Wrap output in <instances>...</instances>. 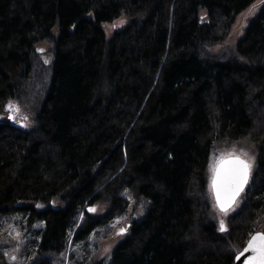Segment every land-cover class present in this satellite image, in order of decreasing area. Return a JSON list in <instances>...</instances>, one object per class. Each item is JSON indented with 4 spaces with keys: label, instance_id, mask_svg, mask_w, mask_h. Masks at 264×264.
Segmentation results:
<instances>
[{
    "label": "trees",
    "instance_id": "trees-1",
    "mask_svg": "<svg viewBox=\"0 0 264 264\" xmlns=\"http://www.w3.org/2000/svg\"><path fill=\"white\" fill-rule=\"evenodd\" d=\"M256 1L0 0V217L42 222L26 264L100 238L126 193L142 212L105 264H233L264 227V4L223 43ZM241 140L257 163L219 231L209 165Z\"/></svg>",
    "mask_w": 264,
    "mask_h": 264
},
{
    "label": "rangeland",
    "instance_id": "rangeland-1",
    "mask_svg": "<svg viewBox=\"0 0 264 264\" xmlns=\"http://www.w3.org/2000/svg\"><path fill=\"white\" fill-rule=\"evenodd\" d=\"M263 4L264 0H257L235 18L234 23L229 30V34L227 35L223 43L224 46L234 48L237 40L244 33L249 20L256 15ZM127 21V17L122 15L111 22H104L102 24V27L105 30V33L110 36L115 30L126 25ZM13 105L17 106L19 108V111H13L10 113L6 110L4 118H7L11 122L19 125L27 123V121H29L28 109L23 108L18 104ZM10 115L14 116L15 118L9 119ZM25 117H27V119H24ZM228 153H234L235 155L250 160V162L252 163V173L257 163V152L252 144L246 140L235 142L223 141L218 142L216 143V145H214V152L209 165L210 179L216 163L224 155L227 156ZM245 153H247V156L244 155ZM208 187L212 196L210 184H208ZM126 194V196L129 198L128 209L124 214L115 217L110 225L101 228V232H99L100 238H97L95 234L92 238H90V240L85 241V243L83 242L73 245L69 242L64 253L60 255L54 254L53 256H49V258L53 260L51 264H95L99 261L102 264H105L106 261L110 258L113 247L127 234L130 221L142 212V210L139 208L141 205H136L135 201L130 199V195L128 193ZM239 202L240 200H237V202H235V204L230 208L227 215H225L217 208L213 199L211 209L214 213L213 216L217 222L219 231L221 221L224 222L225 229L227 228L226 218L229 214L234 212L239 207ZM92 209H95V211L92 212L99 214L105 210V206L99 205L93 207ZM41 226V221L31 222L28 219V215L26 214L14 213L9 216L0 217V249H2L4 253H8V255L5 256L4 261H6L8 264H26L29 260L24 256L25 251L30 245L29 241L31 239H38L39 229ZM120 229H125V231L121 234H118L120 232ZM16 232H19L21 234L18 238L16 237ZM78 244H86L85 247L90 248V252L87 255L86 259L84 258L82 247H78ZM36 246L37 244H35V247ZM12 255L16 256L15 261L11 260ZM80 256L83 257V260L80 258Z\"/></svg>",
    "mask_w": 264,
    "mask_h": 264
},
{
    "label": "snow or ice",
    "instance_id": "snow-or-ice-1",
    "mask_svg": "<svg viewBox=\"0 0 264 264\" xmlns=\"http://www.w3.org/2000/svg\"><path fill=\"white\" fill-rule=\"evenodd\" d=\"M40 51L43 50L41 49ZM5 107L10 113L19 111V108L14 106L12 102H9ZM14 118L12 115L9 116V119ZM24 119H27V117ZM244 155L247 156V153ZM251 168L252 163L250 160L234 153H228L227 159L222 158L219 167L214 169L215 175L212 180V190L217 207L225 215H227L237 198L244 191L245 185L249 180ZM89 211H95V209H89ZM124 231L125 229H120L118 234ZM220 231H226L223 221L220 222ZM20 235L19 232H16L17 238ZM249 250H251L253 255L249 258L247 264H264V234L257 233L249 238L244 251L247 252ZM4 255L7 256L8 253L5 252ZM11 260L15 261L16 256L12 255Z\"/></svg>",
    "mask_w": 264,
    "mask_h": 264
},
{
    "label": "water",
    "instance_id": "water-1",
    "mask_svg": "<svg viewBox=\"0 0 264 264\" xmlns=\"http://www.w3.org/2000/svg\"><path fill=\"white\" fill-rule=\"evenodd\" d=\"M242 158H243V157H242ZM221 159H222V158H221ZM221 159L216 163L214 169H216L217 167H219V165H220V163H221ZM223 159H227V156H224ZM214 169H213V171H212V177H211V180H210V188H211V192H212V196H213L214 202H215V204H216L215 197H214V193H213V190H212V180H213V176L215 175ZM250 174H251V173H250ZM249 178H250V176H249ZM248 182H249V180H248ZM246 186H247V184L245 185V187H246ZM244 189H245V188H244ZM237 199H238V198H237ZM234 204H235V203H234ZM234 204H233V205H234ZM216 206H217V205H216ZM217 208H218V207H217ZM218 209H219V208H218ZM257 233L264 234V227H263V229H261V230H258V231L253 232V233L250 235V237H251L252 235L257 234ZM250 237H249V238H250ZM249 238L247 239V241L249 240ZM247 241H246L245 245L243 246V248H242L240 251H238V252L236 253V255H235V257H234V262H233V264H247L249 258L253 255V253L251 252V250H249V251H247V252L244 251V249L247 247Z\"/></svg>",
    "mask_w": 264,
    "mask_h": 264
}]
</instances>
